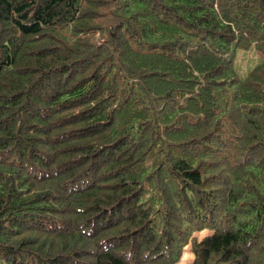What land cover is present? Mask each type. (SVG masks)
I'll return each instance as SVG.
<instances>
[{"label": "trees", "instance_id": "trees-1", "mask_svg": "<svg viewBox=\"0 0 264 264\" xmlns=\"http://www.w3.org/2000/svg\"><path fill=\"white\" fill-rule=\"evenodd\" d=\"M186 243L264 264V0H0V264Z\"/></svg>", "mask_w": 264, "mask_h": 264}, {"label": "rangeland", "instance_id": "rangeland-1", "mask_svg": "<svg viewBox=\"0 0 264 264\" xmlns=\"http://www.w3.org/2000/svg\"><path fill=\"white\" fill-rule=\"evenodd\" d=\"M259 62V57L256 54L254 48L237 49L234 58V68L239 77H243L256 63ZM207 230L195 231L194 234L197 238L205 234ZM189 243H186L181 251L179 259L173 264H191L192 254L189 251ZM183 252V253H182Z\"/></svg>", "mask_w": 264, "mask_h": 264}]
</instances>
